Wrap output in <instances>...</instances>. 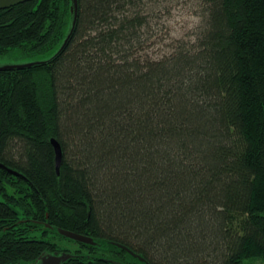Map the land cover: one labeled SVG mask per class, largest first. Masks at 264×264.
<instances>
[{
    "label": "trees",
    "instance_id": "1",
    "mask_svg": "<svg viewBox=\"0 0 264 264\" xmlns=\"http://www.w3.org/2000/svg\"><path fill=\"white\" fill-rule=\"evenodd\" d=\"M167 1L77 0L60 54L0 71V164L22 176L0 168V264L264 263V0H189L192 38L152 56ZM69 8L0 11V57L57 50Z\"/></svg>",
    "mask_w": 264,
    "mask_h": 264
},
{
    "label": "rangeland",
    "instance_id": "2",
    "mask_svg": "<svg viewBox=\"0 0 264 264\" xmlns=\"http://www.w3.org/2000/svg\"><path fill=\"white\" fill-rule=\"evenodd\" d=\"M167 8V11L163 10ZM159 10H161L159 12ZM158 17L154 26L156 39L149 52L152 56L163 55L171 52L175 42L179 40H188L192 38L196 27L200 23V11L195 3L189 0H172L165 2L162 8L158 9ZM56 54V49H52L36 56L19 55L12 52L7 56L0 57L1 66H11L20 64H30L35 62H44L51 59ZM62 249L74 250L76 245L54 239ZM244 264H264L261 261H245Z\"/></svg>",
    "mask_w": 264,
    "mask_h": 264
},
{
    "label": "water",
    "instance_id": "3",
    "mask_svg": "<svg viewBox=\"0 0 264 264\" xmlns=\"http://www.w3.org/2000/svg\"><path fill=\"white\" fill-rule=\"evenodd\" d=\"M31 1H33V0H0V11L9 9V8L17 6L19 4L31 2ZM69 13H70L69 27L66 31L64 39L62 40L59 48L56 50V54L53 57H56L58 54H60L65 49L69 40L72 37V34H73L75 26H76V22H77V16H78L77 15V0H70ZM51 59H49L48 61H50ZM45 63H47V61L35 62V63H30V64L1 66L0 71H13V70L26 69V68H31L33 66H37V65H41V64H45ZM50 144H51L53 151H54L55 171L58 174L59 168L61 165V161H62V150H61L60 144L56 140L51 139ZM0 168L7 170V172L10 173L11 175H13L14 177L22 178V176L19 173L14 172L12 170H8L7 168H5L1 164H0ZM57 233L60 237L64 238L65 240H68V241H70L76 245H85V246H95L96 245V243L91 238H88L86 236H82L79 234H75V233L70 232V231L58 229ZM112 245L116 246L119 249L124 250L133 258L138 259L141 263H144V260L141 257L130 252L127 248H125L119 244H115V243H112ZM73 257L74 256L72 254H69V253H63V252L62 253H56L55 252V253L50 254V253L44 252L36 259V261L33 264H65L68 260L72 259Z\"/></svg>",
    "mask_w": 264,
    "mask_h": 264
}]
</instances>
